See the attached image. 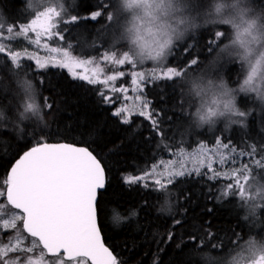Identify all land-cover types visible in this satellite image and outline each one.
Segmentation results:
<instances>
[{
	"label": "trees",
	"instance_id": "trees-1",
	"mask_svg": "<svg viewBox=\"0 0 264 264\" xmlns=\"http://www.w3.org/2000/svg\"><path fill=\"white\" fill-rule=\"evenodd\" d=\"M67 1L69 15L77 20L64 22L58 33L71 35L81 26L74 36H91L89 43L93 46L84 59L97 58L111 50L123 54L124 45L114 40L106 44V35L99 33L107 29L116 0ZM34 3L35 0H0V19L9 27L19 28L32 19L30 6ZM213 3L214 0H187L186 7L194 12L193 24H200V28H193L175 45L166 64L183 75L149 79L145 84L158 132L142 116H131L129 123H122L121 117L113 115L118 107L105 100L99 85L75 79L59 68L40 70L28 61L17 66L0 53V193L6 191L5 177L20 146L38 140L68 142L89 147L106 170L107 186L98 203L99 221L106 245L115 253L118 264H215L216 253L226 255L235 249L237 237L241 245L250 238L264 240V208H257L253 214L237 195L222 196L225 180H211L204 175L186 177L173 182L167 190L153 182H125L126 177L143 176L172 153L214 146L217 139L245 153L255 148L251 155L258 161L264 156V103L255 94H239V108L247 115L235 118V123L225 126L221 122L202 131L190 126L188 113L194 102L186 93V78L212 72L233 88L242 86L245 78L244 67L221 51L228 48L232 29L213 15L210 24L204 25L202 17L197 19L198 14H210ZM251 3L256 11H264V0ZM97 12L100 15L93 19ZM216 31L225 32V36L216 38ZM96 34L100 38H94ZM112 35L108 32L109 37ZM213 39L216 44L210 43ZM65 46L74 51V42ZM191 58L198 63L190 65ZM22 81L32 86L35 113L24 112L27 98L20 88ZM254 170L255 179L264 183V167ZM3 204L13 210L6 195H0V207ZM177 218L184 221V227L168 243L165 238L173 227L171 221ZM209 231L211 238L207 236ZM189 233L198 235L205 249L193 252L186 247ZM212 243L222 247L212 248Z\"/></svg>",
	"mask_w": 264,
	"mask_h": 264
},
{
	"label": "snow or ice",
	"instance_id": "snow-or-ice-1",
	"mask_svg": "<svg viewBox=\"0 0 264 264\" xmlns=\"http://www.w3.org/2000/svg\"><path fill=\"white\" fill-rule=\"evenodd\" d=\"M217 11H219V8H217ZM49 14L59 15V12L55 8H48L43 16L48 18ZM97 15H100V13H95L92 18L95 19ZM220 18L222 20L227 19L229 23H232L233 27L237 28L238 36L240 35L239 25L235 24L231 18L223 16ZM71 19L76 21L77 17L73 16ZM108 19L110 20L111 17L109 16ZM0 23H2V19H0ZM37 27L41 28L50 37V30L54 25L48 19L41 22L39 17L32 21V30L36 32V39L33 42L39 45L41 32L37 31ZM8 31L11 32L12 29L8 28ZM24 31L26 33L27 29H24ZM224 36L225 32L223 31L215 32L216 38ZM210 43L216 44V39L211 40ZM240 43L245 48V52L241 54L240 59L248 65L247 78L241 87L246 92H257V95L264 98V93L259 91L255 83L258 76L264 79V76L261 75L262 67H264L261 61L264 60V56L253 63L248 58L251 54V50L247 48L248 41L241 40ZM43 47L51 53L58 51L57 48H50L46 43ZM5 52V47L0 45V53ZM185 52H187V49H185ZM7 54L12 62L19 66L18 58L21 53L8 52ZM63 56L65 57L63 62L56 60L55 57L49 59H51L53 66L59 65L68 68L72 72L74 62H70L67 52H64ZM29 58L35 59L40 68L46 67L48 63V60L42 63L40 58L34 54ZM104 59L116 60L119 65L127 62L135 66L132 58L126 52H123L122 59H116L114 53L111 56L105 55ZM188 63L195 65L198 61L196 58H191ZM75 66L79 67L81 65L76 64ZM72 74L74 78L86 80L89 84L97 82L107 84L109 80L115 81L117 79L116 75H109L106 80L98 81L95 78V71L92 77L87 75L77 77L74 72ZM119 75L123 76L124 73L121 72ZM182 75V71L173 67H167L166 71L162 72V78L168 79L173 76L181 77ZM132 76V83L139 88V81H144V73H132ZM151 78L155 79V75L153 74ZM20 88L27 98V102L24 104V112L35 113L37 105L32 95L31 84L28 81H22ZM112 90L124 92L125 98H127V89L123 86L120 88L113 86ZM100 94L104 96L103 92ZM135 99L140 100L141 97L137 96ZM105 100L109 101L111 97H105ZM47 106L51 108L50 104ZM149 107L150 102L144 98L138 114L150 120L155 125L154 130L158 132V122L154 118V110L150 112ZM127 111V108L121 107L114 111L113 115L121 117V122L127 124L130 122L128 116H121V113ZM246 115L247 113L243 111L239 117L244 118ZM215 143L218 146L216 151H220V149L233 151L228 143L220 139H217ZM255 151L256 149L252 148L249 155ZM17 156L18 158H16ZM207 158L210 159V157ZM13 159L15 162L9 169L10 174L5 177L6 191L0 193V195H6L7 201L20 211L14 214L11 221L0 217V223H2L3 229L15 228L19 234L21 229L17 228L16 221H20L22 230L27 232L33 239L29 241L28 245H24L23 241L26 239L24 237L17 238L14 243L10 242L8 245L0 246V260H3L4 255L10 251L32 253L34 249L39 248V255L35 258L26 256L23 261H20L17 257V260L12 264H45L44 257L47 253L58 254L53 264H89V261L91 264H118L117 257L101 242L97 227L96 197L97 190L105 186V170L101 161L90 148L42 140H38L35 144L28 141L25 145L20 146ZM188 163L192 164L191 168L187 167ZM256 163L258 166L264 167V156ZM160 164L164 165L162 170H158L159 166L154 165L150 172H146L143 176L126 177L125 182L136 183L152 178L155 185H158L162 190H167L168 186L174 182L175 177L192 174V172L199 173L200 168L204 166V160L200 159L199 156L189 159L183 155V150H181L177 160L160 161ZM207 168L209 172L213 173V176L220 175L219 169H214L211 162L207 164ZM246 169L247 165L242 169L233 170V175L237 177L235 186L238 191H231L233 184L230 183L226 185L225 190H222L221 195L238 194L244 205L254 214L257 208H264V183L256 181L249 183V175L246 173ZM241 179L243 182H241ZM114 219L118 221L119 217L115 216ZM171 224L173 227L168 231L165 238L168 243L174 241L175 232L184 227V221L177 218L173 219ZM212 235L210 231L207 233L209 238ZM188 239L189 243L186 247L192 249L193 252L205 249L203 240L198 235L189 233ZM239 240L240 237H237L236 248L226 255L216 253L214 257L215 264H264V240L250 238L242 245ZM211 247L220 248L222 245L212 243ZM3 264H10V262L4 260Z\"/></svg>",
	"mask_w": 264,
	"mask_h": 264
},
{
	"label": "rangeland",
	"instance_id": "rangeland-1",
	"mask_svg": "<svg viewBox=\"0 0 264 264\" xmlns=\"http://www.w3.org/2000/svg\"><path fill=\"white\" fill-rule=\"evenodd\" d=\"M116 2H114L115 4ZM68 1L67 0H35V3L30 6V9L33 13L32 19L22 25L19 28H12L7 25H5L3 22L0 23V45L4 46L6 49V52L4 53L9 57L7 54L8 52L13 53H21V56L18 58V63L21 64L23 62H32L36 65L37 68L40 70L43 69H49V68H59L61 70H65L66 72L71 75V77L74 78L73 72L76 74V76L80 75H87L89 77L93 76V72H96V79L98 81L100 80H106L109 75H116L117 79L115 81L109 80L107 84L104 83H94V85H99L101 87L102 92L104 93L105 97H111V104H115L119 109L121 107H125L128 109L127 112L121 113V116H128V119L131 116H140L138 113L141 110L143 99L146 98L145 96V84L149 82L150 80H154L151 77L153 74L155 75V79L162 78V72L166 71L167 69V63L169 60V54L167 57L159 62L155 63H147V64H137L135 63V66L128 64L125 62L123 65H119L116 63V60H105V55L111 56L113 53L116 55V59H122V54H119L115 51H108L107 54H103L99 57H91V59H84L85 56H88L92 50L91 46L92 44L89 43L91 40V36L86 38L81 35H75L74 32L78 30L77 26L69 36L68 34L64 36L63 34L58 33V29L63 25L64 22H72L71 17L72 15H69L70 10L68 7ZM48 8H55L57 12H59V15H53L49 14L48 18H45L43 16V13L48 10ZM188 14L192 18V15H194V12L192 9L188 8ZM212 12L210 14L204 13V15H197V19L202 17L203 24H210L212 23L211 19ZM40 18L41 22H43L45 19H48V21L54 25V27L51 28V36L49 37L48 34L44 33L43 30L39 27H37V31L41 32L40 36V44H36L33 41L36 39V32L32 30V21ZM194 23V18H192ZM214 21V20H213ZM77 25V24H76ZM8 28H11L12 31L9 32ZM195 28H200V24H196ZM24 29H27V32L25 33ZM109 33H113L111 37L108 36ZM116 32V25L110 21V23L107 25V29H104L103 31L99 32L101 33V36L105 37V42L107 44V40H113L114 34ZM62 37V38H61ZM100 38L99 34H96L94 38ZM93 38V39H94ZM231 38V37H230ZM74 42V51L66 48L65 44L70 43V41ZM96 40V39H95ZM93 41V40H92ZM48 44L49 47L57 48L58 51L56 53H51L47 48H44V44ZM229 47V46H228ZM227 49V48H226ZM68 53V58H70V62H74L72 72L69 71L68 68L60 67L59 65L53 66V63L50 57H55L56 60H59L63 62L65 60V57L63 56V53ZM35 55L40 58L41 62L43 63L45 60H48V63L46 67L40 68L35 59H30L29 56ZM76 64H79L81 66L77 67ZM124 73L123 76H120L119 73ZM144 73V81H139L140 87L137 88L136 85L132 83V73ZM78 80H82L79 78H75ZM87 82L86 80H82ZM260 81L257 82V87L259 88L261 86ZM115 86L116 88L124 87L127 89V98H125V93L121 91H113L112 87ZM140 96L141 99L137 100L135 97ZM147 99V98H146ZM148 100V99H147ZM149 101V100H148ZM150 111V107H149ZM143 117V116H142ZM217 145L214 146H198L193 151H183V155L189 159L193 157L199 156L200 159L204 160V166L200 168L199 173L192 172V174H185L183 176H177L174 178V182L181 178L186 177H198V176H206L208 179L211 176V180H225L228 184H233V189L231 191H238V188L235 186V179L237 178L236 175H233V170H239L244 168L245 165H247L246 173L249 175V183L252 181H256L258 183L259 180L255 179V168L258 166L256 161H258L254 156L249 155V153H245L242 151H239L237 149H233L232 152H229L228 149H220V151H216ZM181 154V151L172 153L168 158L163 159L161 161H170V160H177L178 156ZM207 157H210L208 159ZM211 162L212 167L214 169H219L220 175L219 176H213L212 172L208 171L207 164ZM154 165H158V170H162L164 165L160 164V161ZM153 165V166H154ZM152 166V168H153ZM175 166V165H174ZM187 167L191 168L192 164L188 163ZM151 168V169H152ZM151 171V170H150ZM149 171V172H150ZM207 173V174H205ZM238 175V172H237ZM138 182V181H137ZM139 182H153L152 178H148L144 181ZM241 182L243 180L241 179ZM154 183V182H153ZM238 197H240L237 194ZM8 204V203H7ZM19 213L15 210L9 209V207L6 204H3L0 207V217H3L4 219H8L9 221L13 220L14 214ZM17 228L21 229V231L17 232V229L15 228H2V223H0V246L2 245H8L10 242H15L17 238H24L23 243L24 245H28L29 241H31L33 238L30 237L25 231L22 230L21 222L16 221ZM40 249H34L32 253H24L21 251H15V252H7L6 255H4L3 260H0V264H3L4 260H7L12 264V262H15L17 260V257H19L20 261H23L26 256H31L35 258L39 255ZM45 264H53V262L56 261V258H49L47 255L44 257Z\"/></svg>",
	"mask_w": 264,
	"mask_h": 264
},
{
	"label": "clouds",
	"instance_id": "clouds-1",
	"mask_svg": "<svg viewBox=\"0 0 264 264\" xmlns=\"http://www.w3.org/2000/svg\"><path fill=\"white\" fill-rule=\"evenodd\" d=\"M187 0H116V7L109 14L116 25L113 40L125 46L126 52L137 64L155 63L164 60L178 42H182L196 26L188 14ZM219 8V11H217ZM212 15L218 22L232 29L231 40L222 53L234 59L245 69L247 78L248 65L240 59L245 48L241 40L248 41L251 50L249 59L255 63L264 56V11H256L251 0H214ZM231 18L237 28L227 19ZM235 41V43H233ZM264 66V60L261 61ZM261 75L264 76V67ZM260 81L259 91L264 93V79ZM185 89L194 102L189 115L190 126L196 131L235 123L240 110L238 97L240 93L255 94L261 103L264 98L257 92H246L241 86L233 88L227 81L212 72H203L186 78Z\"/></svg>",
	"mask_w": 264,
	"mask_h": 264
},
{
	"label": "water",
	"instance_id": "water-1",
	"mask_svg": "<svg viewBox=\"0 0 264 264\" xmlns=\"http://www.w3.org/2000/svg\"><path fill=\"white\" fill-rule=\"evenodd\" d=\"M59 143H68V142H59ZM68 144H72V143H68ZM75 145V144H73ZM75 146H80V145H75ZM94 154V153H93ZM95 155V154H94ZM103 165V164H102ZM105 170V168H104ZM9 174H10V171H9ZM107 186V174H106V170H105V186L104 188L102 189H98L97 190V197H96V208H97V227H98V230H99V233H100V239H101V242L105 245V247H107L114 255L115 253L112 251V249L110 247H108L106 245V242H105V239H104V236H103V233H102V230H101V227H100V221H99V212H98V203H99V198H100V194L105 190ZM6 201H7V198H6ZM7 203L9 204V206H11L14 210L16 211H20L19 209H16L13 205H11L10 202L7 201ZM27 233V232H26ZM46 251V250H45ZM62 252V250H61ZM48 257L50 258H56L58 254H52V253H47L46 254ZM116 256V255H115ZM89 264H91V262L89 261Z\"/></svg>",
	"mask_w": 264,
	"mask_h": 264
}]
</instances>
